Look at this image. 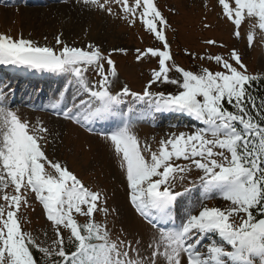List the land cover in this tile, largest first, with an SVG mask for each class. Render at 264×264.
<instances>
[{
	"label": "snow or ice",
	"instance_id": "obj_1",
	"mask_svg": "<svg viewBox=\"0 0 264 264\" xmlns=\"http://www.w3.org/2000/svg\"><path fill=\"white\" fill-rule=\"evenodd\" d=\"M75 3L129 25L139 20L162 42L135 50L137 62L149 56L158 61L142 91L127 84L117 88L112 53L126 49L105 53L91 42L70 46L62 34L48 46L22 34L17 39L0 33V64L70 78L46 110L103 138L119 161L128 203L153 231L147 242L129 239L123 228L114 235L107 218L119 211L108 205L107 192L86 186L66 163L50 157L49 127L23 118L12 107L11 92L0 86V264H264V74L250 72L236 48L227 56L197 57L184 50L221 70L180 66L166 36L169 21L155 0ZM218 4L237 40L244 39L248 47L264 42V0ZM173 72L179 78H172ZM157 84L177 90H154ZM129 97L145 109L124 111ZM161 113L186 114L202 126L172 132L154 148L135 128ZM108 122L117 127L96 131L97 124ZM193 191L199 193L196 198ZM33 197L54 227L50 244L24 230L21 209L31 207ZM214 199L224 203L208 206L206 201ZM98 214L103 221L96 219Z\"/></svg>",
	"mask_w": 264,
	"mask_h": 264
},
{
	"label": "rangeland",
	"instance_id": "obj_2",
	"mask_svg": "<svg viewBox=\"0 0 264 264\" xmlns=\"http://www.w3.org/2000/svg\"><path fill=\"white\" fill-rule=\"evenodd\" d=\"M70 1L50 5L28 4L23 0L0 2V33L17 39L22 34L26 39L48 46H54L55 37L62 34V39L70 46L84 47L91 42L100 46L105 53L113 49H126V53H112L119 74L117 88L127 84L133 91H142L150 78L151 70L158 68V61L149 56L137 62L135 50L161 47L162 42L149 34L139 20L135 25H129L125 20L95 7ZM155 2L169 21L170 27L166 29V36L174 58L180 66L196 71L203 64L212 70H221L214 62L201 61L194 59L191 55H185L184 50L187 49L197 57L208 54L227 56L232 48H236L250 72L264 74V42L257 41L254 47H248L244 39L237 40L233 36V26L222 16V8L218 0H155ZM114 11H118L115 6ZM205 24L211 26L205 28ZM210 39L215 40L217 44H205V41ZM220 44L226 47H220ZM171 75L172 78H179V74L175 72ZM69 79L67 75L62 74L59 79L52 81L48 90L46 88L42 90L48 91V98L53 100L54 96L57 97L59 92L66 88ZM43 81L44 84H49L51 77ZM160 89L165 92H174L177 86L171 84L154 86V90ZM129 106L137 112H142L146 107L143 104H137L131 97L123 105V110L127 111ZM172 114L175 115L169 119L156 115L154 120L138 122L135 131L142 141L147 140L155 148L160 139L166 138L172 132L192 131L202 126L194 118L196 123L178 116H187L186 114ZM22 115L31 123L43 121L49 127L51 135L48 155L50 157L66 163L86 186L92 187L93 190L99 188L107 192L108 205L119 211L118 216L113 214L107 218L108 227L112 229L113 234L115 235L123 228L129 239L143 238L147 242L153 230L128 203L122 183V170L118 167L119 161L114 158L109 145L103 138L95 132L89 133L80 126L56 117L52 111L25 109ZM108 124H113V129L117 127L115 122H108L105 125ZM196 175L198 173L194 172L193 176ZM185 186L191 187L188 181H185ZM198 195V192L193 191L192 198ZM0 203H3L2 199ZM206 203L208 206H215L224 202L214 199ZM30 204L31 207L21 209L24 230L31 231L45 244H50L55 239L54 227L46 219L42 206L34 197L30 200ZM79 219L83 220L82 217ZM96 219L103 221L104 217L98 214ZM45 232L47 237L44 236ZM141 251H144L143 248Z\"/></svg>",
	"mask_w": 264,
	"mask_h": 264
},
{
	"label": "trees",
	"instance_id": "obj_3",
	"mask_svg": "<svg viewBox=\"0 0 264 264\" xmlns=\"http://www.w3.org/2000/svg\"><path fill=\"white\" fill-rule=\"evenodd\" d=\"M261 74H263V73H261ZM261 87L264 88V85H261ZM161 91H163V90H161ZM261 94H264V92H262ZM35 255H37V257H38L40 254L37 252V253H35Z\"/></svg>",
	"mask_w": 264,
	"mask_h": 264
},
{
	"label": "bare ground",
	"instance_id": "obj_4",
	"mask_svg": "<svg viewBox=\"0 0 264 264\" xmlns=\"http://www.w3.org/2000/svg\"><path fill=\"white\" fill-rule=\"evenodd\" d=\"M50 4H52V3H49L48 5H50ZM55 5V4H54Z\"/></svg>",
	"mask_w": 264,
	"mask_h": 264
}]
</instances>
